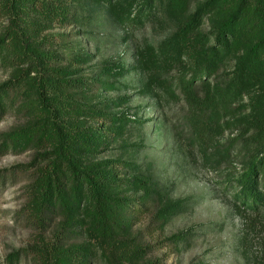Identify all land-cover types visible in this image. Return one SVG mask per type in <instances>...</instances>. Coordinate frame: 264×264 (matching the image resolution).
<instances>
[{
	"label": "trees",
	"instance_id": "trees-1",
	"mask_svg": "<svg viewBox=\"0 0 264 264\" xmlns=\"http://www.w3.org/2000/svg\"><path fill=\"white\" fill-rule=\"evenodd\" d=\"M101 9L126 31L124 41L130 29L155 18L172 21L175 29L158 43L137 46L132 64L106 60L92 76L72 63H57L45 33L73 24L79 11ZM0 19V64L13 67L12 77L0 84V118L20 97L30 113L29 123L7 132L1 147L36 151L31 217L43 226L49 215L61 216L55 237L32 248L38 264H160L145 259L147 249L133 234L155 193L151 175L132 156H101L127 124L141 122L114 110L129 95H107L128 71L141 76V95L159 103L166 94L188 105L190 144L209 166L231 163L220 138L237 131L249 155L235 178V196L247 209L262 206L264 0H0ZM85 59L75 56L76 62ZM66 231L85 239L67 244L61 238ZM17 258L10 255V264Z\"/></svg>",
	"mask_w": 264,
	"mask_h": 264
},
{
	"label": "rangeland",
	"instance_id": "rangeland-1",
	"mask_svg": "<svg viewBox=\"0 0 264 264\" xmlns=\"http://www.w3.org/2000/svg\"><path fill=\"white\" fill-rule=\"evenodd\" d=\"M160 19V18H158ZM152 19L126 31L111 20L104 9L79 11L71 25H56L47 31L57 63L95 75L104 61L132 64L137 46L158 43L175 29L172 21ZM4 21L0 19V31ZM204 29H208L207 24ZM81 55L85 60H75ZM13 74L12 66L0 64V84ZM117 90L108 96L129 95V102L114 110H125L132 118L122 137L101 153L107 158L134 157L148 172L155 188L150 203L133 227L134 237L147 249L145 259L160 264H264V202L252 210L236 199L235 178L245 171L249 145L238 141L237 131H226L220 142L233 159L218 169L205 163L190 144L193 114L182 100L164 95L161 102L138 91L141 76L126 72ZM20 97L0 118V264H38L32 248L60 231L61 216L49 215L38 224L30 214L29 185L33 179L32 148L3 149L9 131L26 126L30 113ZM164 101V102H163ZM264 190V171L259 174ZM178 202L163 212L166 205ZM65 243L83 241L74 231L62 232ZM95 264H107L98 260Z\"/></svg>",
	"mask_w": 264,
	"mask_h": 264
}]
</instances>
